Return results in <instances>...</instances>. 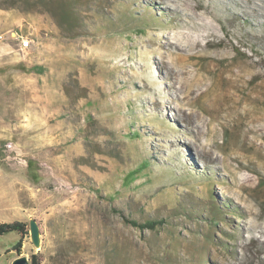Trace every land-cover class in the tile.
<instances>
[{
  "label": "rangeland",
  "instance_id": "rangeland-1",
  "mask_svg": "<svg viewBox=\"0 0 264 264\" xmlns=\"http://www.w3.org/2000/svg\"><path fill=\"white\" fill-rule=\"evenodd\" d=\"M82 2L76 39L0 9V224L27 225L20 254L264 264V0ZM114 208L166 222L141 231ZM19 240L0 236V264Z\"/></svg>",
  "mask_w": 264,
  "mask_h": 264
},
{
  "label": "trees",
  "instance_id": "trees-1",
  "mask_svg": "<svg viewBox=\"0 0 264 264\" xmlns=\"http://www.w3.org/2000/svg\"><path fill=\"white\" fill-rule=\"evenodd\" d=\"M0 9L20 10L27 13L48 15L58 28L61 36L67 39H76L86 34L88 31L83 14L82 0H0ZM131 135L134 139L138 137V134ZM28 166L29 171L33 173V177L35 176V180L38 181L39 178L33 171V162L30 161ZM149 167L150 163L147 160L143 161V164L137 170L131 171L125 176V183L130 185V183L135 182L139 179V173ZM110 200L113 201V199ZM212 207L215 211H220L216 203L212 204ZM113 211L115 214L119 215L126 224L141 231L156 230L158 227H162L166 222L163 219H155L141 223L128 217L121 208H114ZM214 225H216L215 222H209L210 227L213 228ZM11 232H17L20 235L19 242L14 246V250L20 253L24 239L28 235L27 225L21 222L0 224V236ZM31 264H41L38 255H33Z\"/></svg>",
  "mask_w": 264,
  "mask_h": 264
},
{
  "label": "water",
  "instance_id": "water-1",
  "mask_svg": "<svg viewBox=\"0 0 264 264\" xmlns=\"http://www.w3.org/2000/svg\"><path fill=\"white\" fill-rule=\"evenodd\" d=\"M30 232H31V239L37 248L41 245V238H40V229L36 221L32 220L30 222ZM12 264H31L28 257L22 256L17 251V258L12 262Z\"/></svg>",
  "mask_w": 264,
  "mask_h": 264
},
{
  "label": "built area",
  "instance_id": "built-area-1",
  "mask_svg": "<svg viewBox=\"0 0 264 264\" xmlns=\"http://www.w3.org/2000/svg\"><path fill=\"white\" fill-rule=\"evenodd\" d=\"M13 35L18 37V39L20 41L21 49L25 50V49H28L31 46L32 42L29 39V37L21 36L17 32H13Z\"/></svg>",
  "mask_w": 264,
  "mask_h": 264
}]
</instances>
